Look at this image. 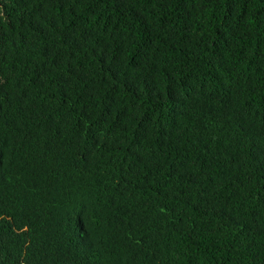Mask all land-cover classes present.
I'll return each instance as SVG.
<instances>
[{
    "label": "trees",
    "instance_id": "16d2710c",
    "mask_svg": "<svg viewBox=\"0 0 264 264\" xmlns=\"http://www.w3.org/2000/svg\"><path fill=\"white\" fill-rule=\"evenodd\" d=\"M0 264H264V0H0Z\"/></svg>",
    "mask_w": 264,
    "mask_h": 264
}]
</instances>
